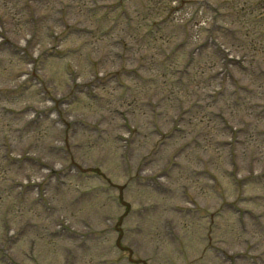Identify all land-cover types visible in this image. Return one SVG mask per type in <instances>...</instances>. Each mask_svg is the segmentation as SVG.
Returning <instances> with one entry per match:
<instances>
[{"label":"rangeland","instance_id":"374dc122","mask_svg":"<svg viewBox=\"0 0 264 264\" xmlns=\"http://www.w3.org/2000/svg\"><path fill=\"white\" fill-rule=\"evenodd\" d=\"M184 1L0 0V264H264V0H206L245 63L202 100Z\"/></svg>","mask_w":264,"mask_h":264}]
</instances>
